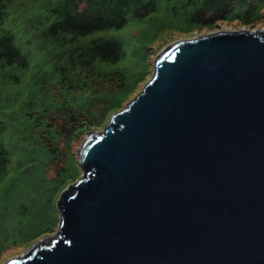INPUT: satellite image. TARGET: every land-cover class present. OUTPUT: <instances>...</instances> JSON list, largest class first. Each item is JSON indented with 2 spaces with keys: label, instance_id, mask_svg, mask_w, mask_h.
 <instances>
[{
  "label": "water",
  "instance_id": "water-1",
  "mask_svg": "<svg viewBox=\"0 0 264 264\" xmlns=\"http://www.w3.org/2000/svg\"><path fill=\"white\" fill-rule=\"evenodd\" d=\"M81 158L56 238L4 264H264V29L168 46Z\"/></svg>",
  "mask_w": 264,
  "mask_h": 264
},
{
  "label": "trees",
  "instance_id": "trees-1",
  "mask_svg": "<svg viewBox=\"0 0 264 264\" xmlns=\"http://www.w3.org/2000/svg\"><path fill=\"white\" fill-rule=\"evenodd\" d=\"M263 11L264 0H0V264L42 236L40 208L80 170L73 142L136 94L156 42ZM127 26L136 37L111 33Z\"/></svg>",
  "mask_w": 264,
  "mask_h": 264
},
{
  "label": "rangeland",
  "instance_id": "rangeland-1",
  "mask_svg": "<svg viewBox=\"0 0 264 264\" xmlns=\"http://www.w3.org/2000/svg\"><path fill=\"white\" fill-rule=\"evenodd\" d=\"M128 28L129 27L127 26L126 28H123L121 30H114L111 33L113 35L117 36V37H126L127 35H137L138 34V29L135 28V27L130 28L127 32H125ZM260 28H264V11H263L261 17L258 20H256V21L245 23L243 20L237 18V19H234V20L221 22L218 25H216L214 27H211V28H206L205 27V28H202V29H196L195 32H194V35L211 34V33H214V32L221 31L222 29H229V30H237V29L257 30V29H260ZM176 34H178V33H176ZM176 34H175L174 39L190 37V36L184 35V34L182 36L181 35H176ZM127 38H129V37H127ZM159 42H160V40L158 42H156V45L152 49L153 51H155V55L157 54L158 50L162 46H164L165 44H167L169 42L170 43L173 42V40L171 39V40L167 41L166 43H164L161 46H160V44H158ZM167 45H165V46H167ZM149 58H150L149 59L150 73H149L148 78L150 77L151 73H153V61H154V57H149ZM140 67H142V65ZM140 87H142V86H139L138 89L136 90V92L138 90H140ZM133 97H134V95L131 96V98H133ZM126 104L127 103L125 102V105ZM87 133H89V131L85 132L84 135L80 137V140H76L75 142H73V145H72L73 147L72 148L76 151V153L77 152L79 153V149L82 148V146L84 144V140L87 137ZM82 173H83V171H81V169H80L78 171V175L77 176L78 177L82 176ZM47 175L49 177H51V178H53L55 176H58L57 166L55 164H52L50 166ZM70 184H72V182H70L68 185H70ZM67 187L68 186H66V188ZM27 192H28V189H18L15 192V197L17 199H18V197L20 199L27 198ZM60 197H61V192L55 193L54 196L50 197L48 199V201L46 203H44V205L40 208L39 217L43 220V226L46 225L47 227L43 230V233H42V231L39 232V234L43 235V236L39 237L38 240L46 241L48 239L50 240V239H54L56 237V234H57V231H58V227H59V223H60V217H61L60 214H59V211L56 209V207H57V205L59 203ZM36 210H38V208H36ZM22 212L25 213V212H27V210H23ZM13 226H14V224H13ZM25 247L26 246H22V245L18 246V247L13 245L10 249H8L6 251V253H5L6 259L11 257V256L19 255V254L23 253L24 251H26L31 246H29L28 248H25Z\"/></svg>",
  "mask_w": 264,
  "mask_h": 264
}]
</instances>
